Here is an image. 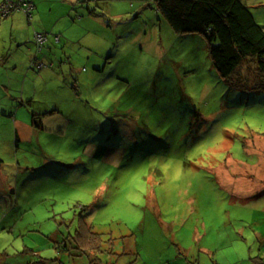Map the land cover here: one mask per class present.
<instances>
[{"label": "rangeland", "instance_id": "rangeland-1", "mask_svg": "<svg viewBox=\"0 0 264 264\" xmlns=\"http://www.w3.org/2000/svg\"><path fill=\"white\" fill-rule=\"evenodd\" d=\"M240 1L264 29V0ZM67 6V18L54 20L59 6L50 2L49 14L26 25L32 38H48L42 56L52 76L28 71L23 49L22 68L6 64L9 26L0 25L6 264L32 249L44 263L61 255L67 264L92 256L101 264H264V91L255 88L256 64L245 60L236 71L240 88L231 87L212 67L205 39L173 32L153 0ZM32 97L42 129L15 149L12 111ZM53 106L58 113L49 115ZM48 162L52 171L39 168ZM82 222L99 234V252L70 250ZM55 235L58 247L39 248Z\"/></svg>", "mask_w": 264, "mask_h": 264}, {"label": "trees", "instance_id": "trees-1", "mask_svg": "<svg viewBox=\"0 0 264 264\" xmlns=\"http://www.w3.org/2000/svg\"><path fill=\"white\" fill-rule=\"evenodd\" d=\"M153 4L173 32L181 35L198 34L205 39L212 67L228 85L240 88L238 80H241V76L236 71L245 60H251L256 64L259 74L260 83L255 88L264 91V29L255 22L249 9L240 0H153ZM27 101L23 100L21 103L32 111L31 127L40 132L42 120L36 121L37 114L31 106L33 101H28L29 105L26 106ZM56 112L58 113V109L54 106L47 111L49 115ZM26 143L30 144L32 141ZM13 144L16 149V137ZM50 165L52 164L48 162L39 168L48 166L51 170ZM39 168L36 170L42 173ZM77 227L74 248L92 254L99 252V234L93 232L86 222ZM62 248L66 250L65 246Z\"/></svg>", "mask_w": 264, "mask_h": 264}, {"label": "crops", "instance_id": "crops-1", "mask_svg": "<svg viewBox=\"0 0 264 264\" xmlns=\"http://www.w3.org/2000/svg\"><path fill=\"white\" fill-rule=\"evenodd\" d=\"M2 1L3 0H0V3ZM23 1L29 2L32 5L31 16L29 19H27L23 15V13H21V12H14L9 16V19L7 21H5L4 23H0V25H2L1 26L2 29H3L4 25H8L9 26V33H10L9 34V44H10L9 51L7 54H5L3 52V54H5L4 60L6 61V64L13 66L14 69H16V68L20 69V68H22L23 61L25 59V62H26L25 65H26V68L28 71H30V68L27 65H29L31 60H33L36 63L44 65V67H42L40 69L35 68L36 71H39V73H41V74L52 76L53 74H55L53 72V70H51L53 67V64L48 58H45L44 56H42L43 49L41 50V52L36 53V54L32 53V51H31V53L27 54L28 49L24 46V44L22 42L25 41L24 42L25 44L34 45V41H33V38L31 37V30L29 28H26V25H28V23L31 21L35 22V19H36V21H38L37 19H39V17L42 20V18L44 17L45 14H49L46 7L48 6V4L50 2L57 3L59 6V10L56 12L57 14L54 16V18H55L54 20H57V19L62 20L63 18H67V14L70 11V9L68 8L67 5H68L70 0H23ZM72 1L73 0H71V2ZM31 19H33L34 21ZM56 26H58V25L56 24ZM42 28L43 27H41V29L37 28V30H39V31L44 30L43 32L45 33V31L49 28V26H45V28H43V29ZM14 31H16L17 33H14ZM25 31H26V33H25ZM20 32H22V34ZM56 36L59 38V35H56ZM29 40L32 43H30ZM47 40H48V38L46 37V41ZM57 41H59V39L56 40V42ZM20 49H23L24 54H25V58H23V61H21V62L17 61V58H16L18 55V50H20ZM31 82L34 84V80H30V83ZM26 100H29V98H27ZM26 100L24 102H26ZM33 100H34V97H32V99H30L29 101H33ZM20 103H21V101H20ZM31 112L28 110V108L23 106L22 103L20 104V106H17V108L12 111V113H13V115H12V117H13L12 127L14 130L15 137L18 139V143L21 142L24 144L26 142H30V138H32L34 136L37 137L39 134L38 133L39 131H37L31 127V121H30L31 116H32ZM10 114H11V112H10ZM9 117L11 119V116H9ZM40 125L42 126V121H41ZM5 149H6V151L9 150L8 145ZM7 177H9V175L8 176L5 175L1 178L0 188H2V189L4 188L3 186L6 183L5 181L7 180ZM5 188H6V186H5ZM3 190H5V189H3ZM27 236H29V232H28ZM51 242L52 243L55 242L56 247H58L60 241L57 240L56 235L54 236L53 240L50 239L49 241L41 238L40 243H42V245H39V248H41V246L42 247H49V246H45V245L47 243H49L51 245ZM20 245L22 246L20 249L25 250V252H29L28 250H30V248L26 247L24 242H22ZM71 249H75V248L73 246H71L70 250ZM4 250H6L5 252H7V248H4ZM38 250H40V249H38ZM66 250H68V249L66 248ZM66 250L64 249L65 256H67L66 253H69ZM32 251H34V255H35V256H33V258H32V255H33ZM62 257L63 256L59 255L58 259L57 258L54 259V260H57V262H55V261L49 262V263H44L42 261L37 262L36 258H39L40 260H42L43 258L39 257L37 252H35V249H32L30 251L28 258H24L22 261H19V262L13 261L11 264H67L70 262L69 258H67V261L64 259H63L64 261H62L61 260ZM72 257H74V256H72ZM92 257H94V256H92ZM92 257L88 259V264H101L100 261H97L96 257H94V258H92ZM0 264H6V260L1 255H0Z\"/></svg>", "mask_w": 264, "mask_h": 264}, {"label": "built area", "instance_id": "built-area-1", "mask_svg": "<svg viewBox=\"0 0 264 264\" xmlns=\"http://www.w3.org/2000/svg\"><path fill=\"white\" fill-rule=\"evenodd\" d=\"M31 11V3L23 0H3L0 3V19L7 18L14 12H21L27 19H29L31 16ZM58 39V37L55 38V40ZM33 41L36 48V53H39L46 42V36L40 33H35L33 36ZM30 66H34L36 69L44 67L43 64L36 63L35 61H32Z\"/></svg>", "mask_w": 264, "mask_h": 264}]
</instances>
